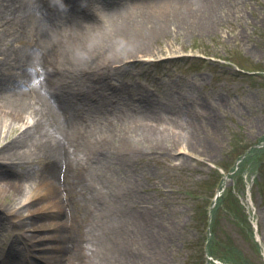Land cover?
<instances>
[{"label":"rangeland","instance_id":"1","mask_svg":"<svg viewBox=\"0 0 264 264\" xmlns=\"http://www.w3.org/2000/svg\"><path fill=\"white\" fill-rule=\"evenodd\" d=\"M120 2L127 3L126 0ZM104 4L100 0L93 1L95 11L89 15L90 19L107 29L121 25L111 23L109 15L104 12ZM155 15L156 21H164L163 12ZM139 22L143 24L141 19ZM9 24L19 37L13 34L9 45H3L8 56L0 54V74L13 77L22 87L32 89L33 76L27 73V67L20 68L19 64L22 60V67L33 62H25L21 53L37 51L41 45H37L32 32L29 35L23 32L17 21ZM134 28L143 33L146 31L138 26ZM139 35L102 45L106 53L97 49L88 52L85 60L89 64L75 61L72 81L67 83L71 89L88 91L92 101L102 100H99L100 108H93L83 123L87 126L86 136L100 142L99 146L106 149L105 166L99 167L96 154L85 151L74 154V147L65 140L72 153L74 176V189L65 205L76 235L74 244L79 253L82 250L87 264H164V32L147 39ZM107 37L117 38L113 34ZM48 71L53 83L58 84ZM31 97L19 120L4 118L0 124V148L15 138L26 145L31 134L38 136V145L34 143L21 148L23 151L28 149L31 155L25 154L14 162L0 157V165L8 169L13 165L15 171L10 174L14 178L20 177L24 189L16 201L11 200V195L0 192V206L6 209L0 210V264H11L8 253L14 251V247L23 260L27 258L17 264H35V257L29 256L31 244H36L35 253L39 247L56 244L50 239L42 242L28 239L25 243L17 238L24 232L19 227L20 222L30 219L27 218V205L41 196L45 188L39 177L22 178L23 174L33 169L32 166H44V161L36 158L40 146L45 142L51 144L55 139L63 142L62 134L53 128L55 121L47 118V107L41 104L38 95ZM39 123L40 132L31 131L26 136L28 130ZM26 162H32L31 166L28 167ZM112 210L116 211L114 218L111 217ZM114 229L121 230L122 236L110 233ZM50 230L41 232L50 234ZM107 240L122 245L123 250L125 245L124 254L133 258V262L120 257L117 252L110 256L103 245H100L99 255L95 254L91 243Z\"/></svg>","mask_w":264,"mask_h":264},{"label":"bare ground","instance_id":"2","mask_svg":"<svg viewBox=\"0 0 264 264\" xmlns=\"http://www.w3.org/2000/svg\"><path fill=\"white\" fill-rule=\"evenodd\" d=\"M93 1L95 0H0V54L8 56V53L4 52L3 45H9L14 38L13 34H18L10 28L9 23L14 21L20 24L23 32L25 31L28 35L32 32L37 38V45H41L37 51L29 50L21 53L26 59L25 62H33L32 65L31 63L23 64V67L21 65L23 60L19 64L20 68L27 67V73L33 76L32 89L22 87L13 77L0 74V124L4 118L19 120L29 106L28 100L32 98L31 96L38 95L37 98L42 102L41 104L47 107V118L55 121L53 128L63 137L61 143L55 139L51 144L45 142L43 146H40L36 158L42 159L44 166H32L33 169L25 171L22 177L35 175L40 178L45 188L41 196H37L27 205L26 210L29 211L27 218L30 219L20 222L19 227L24 232L17 235V238L24 240L25 243L28 239L31 242H42L48 239L56 242L52 247H39L38 253H35L36 244H31L29 256L35 257V264H87L82 250L79 253L74 244L76 235L72 229V218L65 205L66 198L74 189L72 153L65 140L74 147V154L79 151L96 154L100 168L105 166L107 155H105L104 146H99L100 142L86 136L87 126L83 123L86 117L88 119L93 108H100L102 100L98 98L92 101L88 97V91L74 90L67 84L72 81L70 77L72 70L75 69V61L78 60L83 62L82 65H87L89 63L88 60L86 62L85 57L88 56V52H94L95 49L99 52H107L106 49H102V45H111L139 34L144 39L157 37L164 32V21L155 20L156 13H164V0H126L125 4H122L120 0H100L105 3L106 11L104 12L109 15L111 23L121 24L109 29L90 19L89 15L95 11ZM140 19L143 24L139 22ZM134 20H136L135 23ZM136 25L146 31L143 33L135 30ZM110 34L117 38L109 39L107 35ZM43 70L45 71L42 72ZM48 70L57 79L58 84L50 79ZM40 129V123L38 126H32L26 136L31 131L38 133ZM37 139L38 136L31 134L27 144L24 145L15 138L0 149V157H6L14 162L25 154L31 155L28 149L23 151L21 148L37 144ZM26 163L28 167L32 164V162ZM11 166L12 168L8 169L7 166L0 165V192L11 195V200L16 201L23 195L24 189L20 177L11 176L10 173L15 171L12 164ZM0 208L4 207L0 206ZM100 209L104 211L101 205ZM111 217H116L115 210H112ZM140 224L142 225V222ZM44 229H51V233L41 232ZM18 230L15 231L18 232ZM110 233L115 234L116 237L122 236L121 230L114 229ZM91 245L95 249L93 251L95 254L99 255L100 245H103L110 256L117 252L125 260L131 262L134 260L125 256V245L123 250L122 245H116L113 240L92 242ZM49 249H52L51 252ZM8 255L11 258V264L27 259L23 260L15 247L14 251H10Z\"/></svg>","mask_w":264,"mask_h":264}]
</instances>
